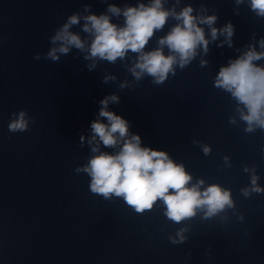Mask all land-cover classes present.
Listing matches in <instances>:
<instances>
[{"label":"clouds","instance_id":"obj_1","mask_svg":"<svg viewBox=\"0 0 264 264\" xmlns=\"http://www.w3.org/2000/svg\"><path fill=\"white\" fill-rule=\"evenodd\" d=\"M236 2L239 4L243 0ZM250 6L256 15L264 17V0H250ZM90 7L86 4L84 13H90ZM193 11V7L186 6L176 12L174 8L165 9L163 0H151L148 4L139 3L135 7L121 8L109 4L106 13L99 15L74 12L50 37V43L54 46L44 59L58 62L60 55H68L75 48L86 53L85 60L92 61L87 66L91 71L100 60L115 63L117 59H125L131 52L137 57L129 69L134 78L139 81L146 74L152 77L154 85H161L169 74H176L177 66L180 69L186 68L195 58L198 48H202L205 53L208 51L209 40L200 25L210 28L213 41L220 35L224 36L218 46L222 47L224 43L232 46L234 26L230 22L217 29L213 26L217 20L215 15H193ZM120 16L124 18L122 26L112 22V17ZM169 18L175 19L177 23L158 39L155 49L145 51L154 33L162 30ZM81 21V31L91 37L90 44L80 34L70 30L80 25ZM259 46L264 49V39L259 41ZM165 47L168 49L167 55ZM34 58L41 59L39 54ZM261 59H264V50L258 52L249 45L246 52L219 69L214 84L229 92L238 105H243L247 110L244 112L238 109L240 118L248 125L246 131L249 132L254 130V126L264 129V66L255 63ZM206 63L201 61V66ZM114 79L105 76L103 82ZM120 87L123 89L127 85L122 83ZM110 102L119 103V97L112 94L99 101V118L107 122L99 118L91 122L92 134L88 144L92 155L87 164L75 169L77 173L84 172L90 177L89 188L92 193L106 200L112 196L122 198L137 213L151 210L157 201H161L165 215L176 223L194 217L198 210L203 211L207 218L223 211L226 206H232L228 190L215 184L201 190L203 180L191 184L192 176L184 165L175 163L167 152L142 147L141 137L129 132V122L108 110ZM29 121L26 110L13 113L9 131H27ZM84 139V136L80 137L81 146ZM101 144L112 149L119 146V150L113 153L101 151ZM203 151L207 155L210 148L205 146ZM256 179L253 176L254 186ZM253 190L264 191L258 187ZM244 193L247 195V190ZM182 232L177 233L180 241L173 240V243L183 242Z\"/></svg>","mask_w":264,"mask_h":264}]
</instances>
